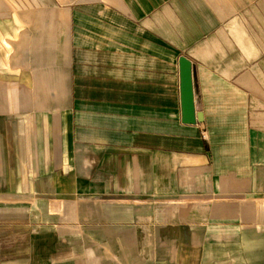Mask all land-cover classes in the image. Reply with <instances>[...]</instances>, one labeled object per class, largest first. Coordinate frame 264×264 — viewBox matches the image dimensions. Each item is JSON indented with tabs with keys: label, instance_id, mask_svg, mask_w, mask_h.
<instances>
[{
	"label": "crops",
	"instance_id": "1",
	"mask_svg": "<svg viewBox=\"0 0 264 264\" xmlns=\"http://www.w3.org/2000/svg\"><path fill=\"white\" fill-rule=\"evenodd\" d=\"M30 1L0 0V264H264L251 1ZM224 39L247 58L237 96L208 94ZM181 55L196 124L182 122Z\"/></svg>",
	"mask_w": 264,
	"mask_h": 264
},
{
	"label": "rangeland",
	"instance_id": "2",
	"mask_svg": "<svg viewBox=\"0 0 264 264\" xmlns=\"http://www.w3.org/2000/svg\"><path fill=\"white\" fill-rule=\"evenodd\" d=\"M4 1V0H2ZM11 1V0H8ZM251 1V5L252 7L251 9V14H252V25H261V30L264 32V4L263 1L264 0H250ZM260 1H262V4L260 3ZM32 3L30 0H22V11H29L32 8L28 7V4ZM21 4V3H20ZM261 20H260V18ZM62 31H64V29H60ZM157 36V35H156ZM158 37V36H157ZM160 38V37H159ZM219 53L217 55H215L214 59H213V63H214V67H218L217 69H219L217 74L218 76H220V83L219 86H217V89L215 88H209L208 91L210 95H215L218 93H220L222 96H227L229 93H232L234 96H237V93H235L232 88H230V86H232L233 80L234 79H239V77L242 76V74H244V71L242 70V65H244L245 60H247L246 57H244L243 55H241V52L239 50L238 45L232 41V40H220L219 41ZM68 57V56H67ZM74 58V63L72 64L73 69L75 70V74H74V78L75 79H80L82 77V47H75L74 51L71 53V56H69V59L73 60ZM245 58V59H244ZM172 60V59H171ZM250 61H253V59H251ZM141 62V61H139ZM175 62L174 59L172 60V63ZM235 70H228L230 68H235ZM161 73V72H160ZM158 72H155V94L159 95L161 93V85H162V79H161V74ZM208 75H211L210 72L207 73ZM141 78L139 79L146 81V73H141ZM223 80V81H222ZM226 81V82H225ZM240 82L243 83V79L241 80L240 78ZM231 83V84H230ZM160 87V88H159ZM261 90L264 91V88H262ZM76 93L78 94H82V90L81 88H77L75 89ZM217 91V92H216ZM170 92V91H169ZM138 107H141V105H137ZM145 107V105H143ZM145 112V109L143 110ZM204 122L205 120L202 119ZM206 122V121H205ZM222 122V121H220ZM224 122H227L226 120H224ZM264 126V121H260Z\"/></svg>",
	"mask_w": 264,
	"mask_h": 264
},
{
	"label": "water",
	"instance_id": "3",
	"mask_svg": "<svg viewBox=\"0 0 264 264\" xmlns=\"http://www.w3.org/2000/svg\"><path fill=\"white\" fill-rule=\"evenodd\" d=\"M182 122H198L193 78V61L186 55L179 58Z\"/></svg>",
	"mask_w": 264,
	"mask_h": 264
}]
</instances>
